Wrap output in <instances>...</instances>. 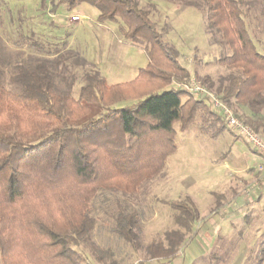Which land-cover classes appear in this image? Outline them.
Here are the masks:
<instances>
[{"label": "trees", "instance_id": "1", "mask_svg": "<svg viewBox=\"0 0 264 264\" xmlns=\"http://www.w3.org/2000/svg\"><path fill=\"white\" fill-rule=\"evenodd\" d=\"M49 1L52 12L89 2L98 11V21L119 22L123 39L143 47L148 62L134 80L115 85H108L85 60L77 65L78 73L63 77L53 68L67 71L65 41L52 46L20 35L15 45L25 43L42 56L32 63L13 61L8 86L1 79L5 47L0 37V262L87 264L75 247L89 245L98 263L116 264L113 250L99 248L91 239L97 223L91 204L98 192L132 195L159 174L176 149L175 123L185 130L199 117L200 131L213 139L233 131L205 99L172 85L192 75L157 31L149 6L140 0ZM171 1L203 12L206 24L230 49L217 59L227 73L205 75L201 83L256 133L264 134V54L248 33L260 29L264 34V0ZM47 5L48 0H41L43 11ZM57 76L64 78L62 91L56 89ZM215 196L218 206L225 194ZM162 202L172 209L175 227L145 250L150 259L168 263L188 236L197 233L200 214L190 196ZM113 219L112 231L137 249V212L125 207Z\"/></svg>", "mask_w": 264, "mask_h": 264}, {"label": "rangeland", "instance_id": "2", "mask_svg": "<svg viewBox=\"0 0 264 264\" xmlns=\"http://www.w3.org/2000/svg\"><path fill=\"white\" fill-rule=\"evenodd\" d=\"M1 2L0 37L5 47L1 79L8 86L13 61L24 58L32 63L42 56L25 43L15 45L20 35H29L52 46L65 41L67 71L53 68L56 74L62 71L63 77L78 73L77 65L85 60L96 66L108 85H115L134 80L138 70L147 65L143 47L123 39L119 22L98 21L97 9L87 1L70 9L57 8L55 12L47 8L43 11L41 0ZM140 3L150 7L157 31L192 76L217 78L227 73V68L217 59L230 54V49L206 24L203 12L171 0H140ZM76 14L81 16L80 20L69 25L65 16ZM258 30L248 29V33L257 50L264 54V34L260 35L261 30ZM80 79L72 88L74 97L78 96ZM55 86L58 91L64 90V78L57 76ZM237 112L242 113V110L237 109ZM199 126V117L185 130H181L178 123L174 124L175 151L167 156L160 173L146 180L135 194L100 190L92 201L91 214L97 223L91 239L99 248L110 247L116 264H159L148 257L145 247L165 230L175 227L172 209L162 201L184 196H190L199 210L197 233L189 235L175 260L166 264H264V184L257 183L249 189L247 194L251 199L248 204H242V208L229 204L224 207V214L221 210L213 214L214 207L209 210L216 194H225L220 205L233 196L229 188L239 176L253 169L256 175L251 183L257 179L256 170L249 166L259 163L261 155L234 132L225 131L213 139L203 134ZM125 207L138 214L137 249L112 231L113 214ZM88 246L75 248L84 255L87 264H101Z\"/></svg>", "mask_w": 264, "mask_h": 264}, {"label": "built area", "instance_id": "3", "mask_svg": "<svg viewBox=\"0 0 264 264\" xmlns=\"http://www.w3.org/2000/svg\"><path fill=\"white\" fill-rule=\"evenodd\" d=\"M49 2L50 1L48 0L46 8L50 11ZM80 18L81 16L79 14L65 16L69 25L79 21ZM173 86L182 89L189 95L196 98L205 99L212 109L221 114L227 127L230 128L236 135L241 137L245 142L250 144L252 149L261 155V161L255 166V170L258 175L257 179L253 183L248 184L243 191L247 194L249 189L253 188L257 185V183L264 182V137L256 133L250 125L239 119L234 114L233 109L229 107L217 94L201 83L198 78L191 76L187 82L173 81Z\"/></svg>", "mask_w": 264, "mask_h": 264}, {"label": "crops", "instance_id": "4", "mask_svg": "<svg viewBox=\"0 0 264 264\" xmlns=\"http://www.w3.org/2000/svg\"><path fill=\"white\" fill-rule=\"evenodd\" d=\"M99 24H101V23H99ZM257 164H255L253 166H249V168H254V170H255V166ZM250 170H251V172L248 171V173H245V175L243 177L239 176L237 178V181L235 183H233V185L229 188V191H231L233 196L226 203H223L222 205H218V207H217L215 204L216 203V198H215L214 203L209 208V210L212 207L215 208V210H212L213 214L219 212V210H221V214H224L226 212L224 207H229V204H232V205L236 206L237 208H242V206H243L242 204H244V205L248 204V202L251 199L250 194L244 193L243 190L249 183H251L252 179L256 175L255 173H253V169H250ZM262 184H264V182L259 183V185H262ZM212 212H210V213H212ZM156 264H158V263L156 262ZM163 264H166V263H163Z\"/></svg>", "mask_w": 264, "mask_h": 264}]
</instances>
